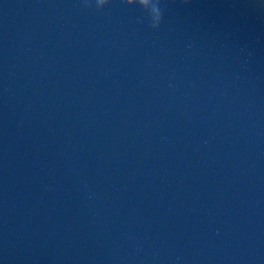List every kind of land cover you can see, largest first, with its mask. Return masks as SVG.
<instances>
[{
    "label": "water",
    "instance_id": "95a60500",
    "mask_svg": "<svg viewBox=\"0 0 264 264\" xmlns=\"http://www.w3.org/2000/svg\"><path fill=\"white\" fill-rule=\"evenodd\" d=\"M0 264H264V0H0Z\"/></svg>",
    "mask_w": 264,
    "mask_h": 264
},
{
    "label": "clouds",
    "instance_id": "9594fccd",
    "mask_svg": "<svg viewBox=\"0 0 264 264\" xmlns=\"http://www.w3.org/2000/svg\"><path fill=\"white\" fill-rule=\"evenodd\" d=\"M154 27V26H153Z\"/></svg>",
    "mask_w": 264,
    "mask_h": 264
}]
</instances>
